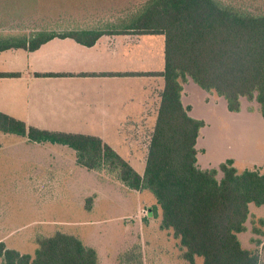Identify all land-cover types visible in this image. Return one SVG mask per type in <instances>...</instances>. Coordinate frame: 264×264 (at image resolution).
Masks as SVG:
<instances>
[{
  "label": "trees",
  "instance_id": "obj_1",
  "mask_svg": "<svg viewBox=\"0 0 264 264\" xmlns=\"http://www.w3.org/2000/svg\"><path fill=\"white\" fill-rule=\"evenodd\" d=\"M35 9L0 17V51H35L53 38L87 47L104 35L164 38L163 71L145 74L161 77L163 87L143 171L97 136L38 129L1 112L0 132L66 146L77 165L129 191L150 192L161 210L160 229L172 232L187 263L260 264L258 252L243 249L237 234L246 230L249 204L264 207V174L238 173L231 161L199 169L195 145L204 122L189 117L181 92L189 78L222 97L228 111L238 112L244 98L255 101L264 118V0H36ZM35 243L29 255L0 242V264H97L96 251L74 235L55 232ZM138 258L129 250L119 262L140 264Z\"/></svg>",
  "mask_w": 264,
  "mask_h": 264
},
{
  "label": "rangeland",
  "instance_id": "obj_2",
  "mask_svg": "<svg viewBox=\"0 0 264 264\" xmlns=\"http://www.w3.org/2000/svg\"><path fill=\"white\" fill-rule=\"evenodd\" d=\"M35 8L36 0H0V17H19ZM181 103L190 108L189 117L204 122L195 145L199 169L218 170L231 161L238 173L264 174V118L255 101L241 98L240 110L230 112L222 97L187 78ZM151 128L148 123L128 125V133L113 140L116 153L137 172L143 171ZM132 145L135 149L130 150ZM160 218L150 192L129 191L77 165L72 149L0 132V241L7 248L33 255L37 237L62 232L93 248L97 264H121L119 258L129 250L138 254L140 264H189L172 232L160 229ZM245 227L237 234L241 247L257 251L264 264L263 206L249 204ZM255 240L262 244L257 246ZM193 264L202 260L196 258Z\"/></svg>",
  "mask_w": 264,
  "mask_h": 264
},
{
  "label": "crops",
  "instance_id": "obj_3",
  "mask_svg": "<svg viewBox=\"0 0 264 264\" xmlns=\"http://www.w3.org/2000/svg\"><path fill=\"white\" fill-rule=\"evenodd\" d=\"M163 69L162 36L104 35L89 47L53 38L35 51H0V73L17 74L0 77V112L38 129L97 136L115 150L126 126H153L163 79L145 74Z\"/></svg>",
  "mask_w": 264,
  "mask_h": 264
}]
</instances>
